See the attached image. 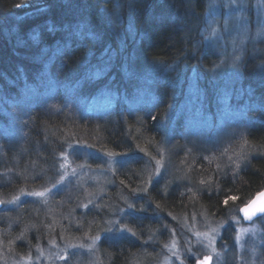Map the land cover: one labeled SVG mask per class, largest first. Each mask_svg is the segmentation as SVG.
Wrapping results in <instances>:
<instances>
[{
  "label": "trees",
  "instance_id": "1",
  "mask_svg": "<svg viewBox=\"0 0 264 264\" xmlns=\"http://www.w3.org/2000/svg\"><path fill=\"white\" fill-rule=\"evenodd\" d=\"M206 7L0 0L3 256L102 235L97 264H154L191 209L225 223L264 190V72L254 70L264 52L241 61L236 76L216 73L219 59L203 42ZM196 115L199 130L186 133ZM62 156L107 175L100 199L92 185L71 188L73 179L45 205L28 196L60 182ZM126 209L128 234L117 236L112 225ZM257 219L264 241V214ZM233 239L228 224L218 248L235 257Z\"/></svg>",
  "mask_w": 264,
  "mask_h": 264
},
{
  "label": "rangeland",
  "instance_id": "2",
  "mask_svg": "<svg viewBox=\"0 0 264 264\" xmlns=\"http://www.w3.org/2000/svg\"><path fill=\"white\" fill-rule=\"evenodd\" d=\"M204 17L206 25L203 30V42L209 45L211 51L216 52L219 59L218 64L215 65L216 73L236 76L241 61L262 60L264 0H207ZM262 66L256 65L254 70L262 74L264 72ZM240 119L241 117L238 122ZM199 122L197 115L187 119L186 133L199 130L193 129L195 124L199 125ZM198 134L207 136L208 132ZM59 169L62 175L58 184L56 183L50 190L28 196L40 200L45 205L47 195L49 196L51 191L64 186L72 179L75 186L71 188H80L86 192L87 187L92 185L96 189L95 193L86 194L94 195L98 199L104 195L102 189L107 186L106 174L73 167L66 156H62ZM162 170L163 166L160 163L155 168L153 178H156ZM12 205L13 202H7L5 207ZM126 212L130 210L126 209L120 213L119 218L112 225L114 228L112 231H116L117 236L128 234L126 228L120 225L122 216ZM194 212V209H191L190 219H183L178 227L168 230L165 244L161 246L160 257L154 264H197L204 257H210L211 264H264V241L260 219H246L239 215L238 218L231 217L225 223H213L209 217L197 219ZM228 224L234 227L235 257L227 254L223 244L220 245L222 251L218 248L222 232ZM57 231L66 237L65 228L60 227ZM101 238L102 235L81 241L51 240L26 257L3 256L0 253V264H97L96 250Z\"/></svg>",
  "mask_w": 264,
  "mask_h": 264
},
{
  "label": "water",
  "instance_id": "3",
  "mask_svg": "<svg viewBox=\"0 0 264 264\" xmlns=\"http://www.w3.org/2000/svg\"><path fill=\"white\" fill-rule=\"evenodd\" d=\"M247 208V213L241 211L242 209ZM240 215L246 219H255L264 214V190L258 193L248 204L240 208ZM197 264H211L210 257H204L201 261H198Z\"/></svg>",
  "mask_w": 264,
  "mask_h": 264
},
{
  "label": "snow or ice",
  "instance_id": "4",
  "mask_svg": "<svg viewBox=\"0 0 264 264\" xmlns=\"http://www.w3.org/2000/svg\"><path fill=\"white\" fill-rule=\"evenodd\" d=\"M241 211H243V212L247 213L248 209H247V208H245V209H242Z\"/></svg>",
  "mask_w": 264,
  "mask_h": 264
}]
</instances>
